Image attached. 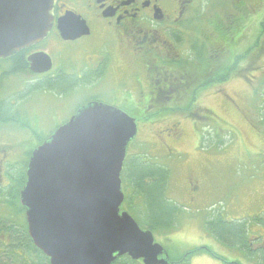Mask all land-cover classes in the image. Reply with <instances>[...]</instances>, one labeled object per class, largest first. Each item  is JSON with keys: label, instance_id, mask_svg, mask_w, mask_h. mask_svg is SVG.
<instances>
[{"label": "flooded vegetation", "instance_id": "obj_1", "mask_svg": "<svg viewBox=\"0 0 264 264\" xmlns=\"http://www.w3.org/2000/svg\"><path fill=\"white\" fill-rule=\"evenodd\" d=\"M239 1L52 0L45 35L38 42L0 59L2 79H24L21 84L23 90L17 92L19 108L26 105L24 101L33 92L43 91L49 94L51 111L57 117L61 116L64 109V118L60 119L53 132L67 124L83 108L102 104L120 110L133 119L136 135L146 126H162L161 135L154 139L161 149L173 155V146L182 137L180 121L189 123L195 130H203L204 124L201 123L208 127L206 120L216 117L212 110L200 103L201 94L208 90L218 91L223 84L234 79L246 78H242L240 71H237L236 75L226 77L221 82L216 81L219 66L225 63V55L236 49L234 44L240 37L247 36L245 51L250 48V1ZM258 6V11L253 12V15L258 13L263 16L264 0H258ZM198 25L208 26L210 34L200 31ZM239 30L240 36L234 38ZM207 41L214 54H210V59L206 61L209 66L202 67L201 62L193 60L195 53L210 51ZM258 45L259 50H264V43ZM32 56L40 60L42 56H47L50 68L41 73L33 72L28 62ZM243 61L248 62V55ZM192 63L198 67L194 75ZM14 65H20L16 71H12ZM247 65L243 68L246 73ZM207 81H210V85L202 87ZM11 103L14 109L16 105L13 101ZM65 110L69 112L66 115ZM22 115H26L25 108ZM26 118L30 119L28 115ZM15 126L21 127L20 124ZM127 155L126 151L125 158ZM128 159L132 162L126 167L123 176L125 186L131 192L128 182L135 169L136 156L128 155ZM176 159L179 160L180 156ZM160 164L170 174L169 169L163 163ZM200 183L198 179L186 178L184 190L186 196L188 194L186 203L190 206L196 205L202 197ZM9 185V172L5 171V165L0 164V208L5 205L2 194ZM167 190L168 183L165 196ZM132 195L129 200L124 199L120 211L143 217L138 213L140 208L136 207ZM168 202L174 206L171 201ZM216 218L220 223H228L223 215ZM209 223H214V220L205 218L204 225ZM243 228L244 247L223 243L216 235L211 236L228 249L240 251L249 264H264L263 228L258 235L253 234L256 236L247 233L245 226ZM162 247L167 253V264H189L190 259L199 253H207L221 264H240L238 261L225 260L206 246L189 250L178 259H173L168 249ZM112 264L142 262L122 256Z\"/></svg>", "mask_w": 264, "mask_h": 264}, {"label": "rangeland", "instance_id": "obj_2", "mask_svg": "<svg viewBox=\"0 0 264 264\" xmlns=\"http://www.w3.org/2000/svg\"><path fill=\"white\" fill-rule=\"evenodd\" d=\"M249 1V44L250 47L256 42L263 45L264 15H253L259 9L258 0ZM239 2L242 3V0ZM199 30L210 34L208 26L201 25ZM240 32L237 31L234 38L239 37ZM247 42V36H243L234 44L238 54L248 55V62L241 60L238 66L241 77L247 79H234L223 84L218 91L208 90L200 96V103L216 116L215 120H206L208 127L200 122L204 124V129L195 130L189 123L180 121L182 137L173 146V155L161 149L154 139L161 135L162 126L139 129L141 131L128 144L126 151L129 157L136 156V160L141 158L148 164L161 165V162L170 171L166 197L181 213L173 230L153 236L156 243L168 249L173 259L183 257L184 253L194 248L206 246L225 260L249 264L240 251L228 249L211 236L204 225L205 218L214 220L211 228L215 229L222 226L216 217L223 215L224 220H228L225 225L231 226V229L239 225L235 221H245L242 225L250 235H258L262 228L264 231V50L245 51ZM209 43L207 45L210 49ZM212 53L213 49H210L205 57L209 58ZM245 65L248 66L247 73L243 71ZM1 71L0 67V101H5L6 106H13V101L16 107L12 113L25 108L30 118L29 125L23 127L0 124V164L5 165V171L18 178L24 171L30 153L52 134L54 127L64 118V109L61 116L57 117L51 111L49 94L43 91L33 92L24 101L26 105L19 108L17 92L23 90L21 84L24 79L9 77L5 81ZM10 96L12 98H8ZM68 113L65 110V115ZM128 155L124 162V172L132 162ZM177 156H180L179 160ZM187 177L201 181L202 197L194 206L186 203L188 194L186 196L184 187ZM124 187L127 198H130V190L125 184ZM138 204L136 207L145 212L142 203ZM5 211L0 208V214L8 212ZM129 214L133 219H138L137 214ZM145 219L150 220L148 216ZM189 264L221 262L207 253H199L190 259Z\"/></svg>", "mask_w": 264, "mask_h": 264}, {"label": "water", "instance_id": "obj_3", "mask_svg": "<svg viewBox=\"0 0 264 264\" xmlns=\"http://www.w3.org/2000/svg\"><path fill=\"white\" fill-rule=\"evenodd\" d=\"M51 3L0 0V59L43 38ZM28 62L39 73L51 64L47 56ZM135 135L125 113L91 104L31 152L18 198L29 238L49 264H112L121 256L167 264L151 232L120 212V173Z\"/></svg>", "mask_w": 264, "mask_h": 264}, {"label": "trees", "instance_id": "obj_4", "mask_svg": "<svg viewBox=\"0 0 264 264\" xmlns=\"http://www.w3.org/2000/svg\"><path fill=\"white\" fill-rule=\"evenodd\" d=\"M257 43L252 44L249 50L257 49L261 52ZM205 53L203 51L195 53L196 56L193 61L201 62L203 64L201 65L202 67L209 66L206 61L210 57H205ZM224 58L226 61L219 66L217 82H221L231 75H236L237 71H239L238 66L241 60L245 59V55L243 53L238 54L234 49V51L227 53ZM14 66L12 71H16L20 65ZM191 68L194 75L198 67L192 63ZM202 73H204V69H202ZM208 85H210V81L205 82L202 87ZM4 107H6L5 102L1 101L0 124H20L23 127L24 124L28 123L29 119L26 118V115L21 117L23 111L12 113L14 110L12 106H7L5 108L7 109L6 111ZM147 164V161L143 162L141 158L137 159L135 161V169L132 171V178L128 183L132 189L130 193H133L131 195L134 200L137 201V204L139 202L142 203L143 209H145V212L142 208L139 209L138 213L143 217H139V220L136 219L137 224L141 228L143 227L142 229L161 235L163 232H169L173 229L176 225L175 221H177L176 215L181 212H179V208L169 203L165 196L169 172L160 165L148 166ZM26 167L27 163L22 175L18 178L9 173L10 185L2 194L5 204L3 208L8 212L0 214V264H49L48 259L33 246L27 232L24 209L18 202V194L26 180ZM145 216H148L150 220L146 221ZM220 224L222 225L221 228L215 229L211 228L214 223H209L207 228L211 234L219 238L220 242L232 245L238 244L239 247H244L245 232L242 224L239 223V225L233 226V228L235 227L234 229L223 223Z\"/></svg>", "mask_w": 264, "mask_h": 264}]
</instances>
